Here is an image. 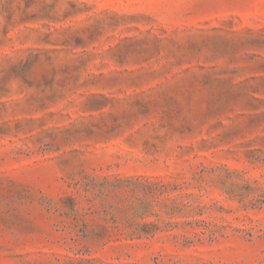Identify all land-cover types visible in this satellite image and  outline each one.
Returning <instances> with one entry per match:
<instances>
[{"label":"rangeland","instance_id":"1","mask_svg":"<svg viewBox=\"0 0 264 264\" xmlns=\"http://www.w3.org/2000/svg\"><path fill=\"white\" fill-rule=\"evenodd\" d=\"M0 264H264V0H0Z\"/></svg>","mask_w":264,"mask_h":264}]
</instances>
